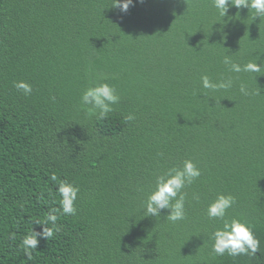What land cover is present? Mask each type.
<instances>
[{
    "label": "trees",
    "instance_id": "trees-1",
    "mask_svg": "<svg viewBox=\"0 0 264 264\" xmlns=\"http://www.w3.org/2000/svg\"><path fill=\"white\" fill-rule=\"evenodd\" d=\"M111 3L0 0V264H264V17H222L213 0ZM225 56L261 72H232ZM204 75L232 86L205 89ZM105 82L120 99L98 119L81 96ZM185 160L201 171L182 189L185 218L145 216L156 176ZM62 181L79 189L75 215L60 210ZM221 193L257 254L212 251ZM54 209L60 230L48 222L29 259L22 240Z\"/></svg>",
    "mask_w": 264,
    "mask_h": 264
},
{
    "label": "clouds",
    "instance_id": "clouds-1",
    "mask_svg": "<svg viewBox=\"0 0 264 264\" xmlns=\"http://www.w3.org/2000/svg\"><path fill=\"white\" fill-rule=\"evenodd\" d=\"M134 0H112L111 5L119 8L121 12H127L132 6ZM213 6L224 17L230 6L237 8L247 7L255 10V17H264V0H213ZM223 63L227 65L230 71L240 72H261V65L257 62L249 61L241 66L234 62L229 56H225ZM202 86L205 89H228L232 86V80H220L213 82L207 75L201 77ZM14 87L23 92L24 95L32 93V85L27 81H16ZM240 92L248 95V89L241 84ZM120 97L115 93L114 89L108 83H98L95 86H89L84 89L81 96V104L83 106H91L90 115H96L98 119H104L113 110L112 105L119 102ZM134 119L132 114L125 117V120ZM200 169L191 161L185 160L182 167H173L165 173L156 176L155 186L149 192L147 199L144 201L145 216H160L161 210L169 209L166 218L172 222L180 221L185 218L184 202L185 193L182 189L186 184H191L195 179L200 177ZM55 179V177H53ZM61 196L60 210L64 215H75L77 209L75 201L79 192L78 187L68 181H62L57 189ZM199 199L198 196L194 197ZM235 203V197L231 194H218L207 207V215L210 219L219 220L222 226L217 227L212 235L213 240L212 251L223 256L226 252L230 256L239 255H255L259 249V240L254 235L252 228L246 221L239 218H226L227 210ZM56 209L48 214L45 221L39 222L43 225V231L37 233L35 231L30 235H26L22 240L25 256L31 258V252L37 249L39 243L38 236L48 239L53 235V230L46 228L45 225L51 222L55 226V230L59 231L60 226L56 224L58 219Z\"/></svg>",
    "mask_w": 264,
    "mask_h": 264
}]
</instances>
